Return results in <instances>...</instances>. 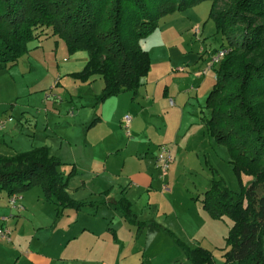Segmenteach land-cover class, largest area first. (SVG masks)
<instances>
[{
  "label": "crops",
  "instance_id": "obj_1",
  "mask_svg": "<svg viewBox=\"0 0 264 264\" xmlns=\"http://www.w3.org/2000/svg\"><path fill=\"white\" fill-rule=\"evenodd\" d=\"M48 39L55 37L34 41L38 43L34 49ZM57 47L62 48L60 44ZM200 71L199 76L207 75ZM72 74H76L72 69L56 65L54 77L59 81L45 97L48 105L44 111H35L33 119L32 109L20 110L18 123L6 124L0 155L13 157L46 149L50 157L68 167L69 171L61 170V166L57 171L68 197L82 206L63 209L46 199L41 188L33 187L20 194L24 209L19 211L0 192V220L6 218L0 225L11 231L10 241L0 240V264H180L175 253H182L189 263L180 245L190 250L207 248L203 245L208 236L202 223L208 220L199 210L187 213L173 198L176 187L171 185V178L178 163L183 165L205 154L203 146L214 150L203 120L209 117L204 104L215 80L207 87L205 79L195 93V102L190 101V93L178 90L189 78L174 74L169 80L149 70L135 96L125 92L97 103L103 82L92 77L85 82L90 91L87 103L79 106V101L72 103L68 92L78 83ZM61 81H66L67 91ZM189 83L192 88L193 80ZM205 86L202 103L198 92ZM75 88L73 93L80 89L78 84ZM64 92L70 97L68 105L56 106L54 95ZM125 116L130 117L129 136L123 125ZM1 118L5 117L0 114ZM203 132L205 136L200 138ZM162 145L169 148L172 161V168L164 176L154 165V156ZM121 201L129 204L137 224H141L139 229L125 220L119 209ZM123 222L135 226L134 232L120 235ZM116 224L122 229L119 233ZM143 228H156L159 233H144ZM169 254L172 257L160 260Z\"/></svg>",
  "mask_w": 264,
  "mask_h": 264
},
{
  "label": "trees",
  "instance_id": "obj_2",
  "mask_svg": "<svg viewBox=\"0 0 264 264\" xmlns=\"http://www.w3.org/2000/svg\"><path fill=\"white\" fill-rule=\"evenodd\" d=\"M199 1L0 0V71L24 56L31 42L57 37L68 54L87 53L84 68L71 77L100 78L97 103L125 92L135 96L150 70L140 40L155 31L162 16ZM206 1L225 41L219 49L227 53L213 70L215 83L204 104L209 117L203 122L208 137L226 149L241 189L235 194L213 181L200 202L212 219L232 222L222 264H264V0ZM60 166L44 148L0 155V192L9 198L39 187L59 207L79 209L82 204L66 193ZM243 177L251 178L248 185ZM119 209L140 228L127 202ZM180 246L191 264L212 263L210 252Z\"/></svg>",
  "mask_w": 264,
  "mask_h": 264
},
{
  "label": "rangeland",
  "instance_id": "obj_3",
  "mask_svg": "<svg viewBox=\"0 0 264 264\" xmlns=\"http://www.w3.org/2000/svg\"><path fill=\"white\" fill-rule=\"evenodd\" d=\"M41 42H39L41 47L39 49H34L35 45L38 44L37 42H31L28 45V52L24 56L18 59L15 64L9 65L0 71V114L5 117L1 118L0 121L11 118L12 122L17 124L21 117L20 110L25 108L32 109L31 119H33L35 111H44L43 107L48 105L45 97L50 94L54 84L59 81L57 77H54L56 65L60 69L63 67L70 68L73 72L79 73L88 60L87 53L84 51L68 54L64 42L57 37H55V40L48 39ZM59 44L62 46L61 49L57 47ZM139 44L141 49L148 53L152 75H162L171 80L176 74L193 80L192 88H190L188 80L186 84L180 85L178 90L184 94L190 93V101H195L197 98L195 93L199 91L205 79H207V87L208 83L210 84L215 80L214 71L208 72L206 76H199V71L209 60L210 53L213 50H218L221 45L225 44V41L217 35L215 24L210 18V2L203 0L182 10L174 9L166 16H162L157 22L155 31L145 39L140 40ZM35 58L37 59L36 63ZM63 59L65 60L63 61ZM47 68L49 69L48 72L46 71ZM179 68H183V73L176 71ZM69 80L68 82L73 84V79L69 78ZM74 80L78 82L80 89L77 93H73L76 91V84L75 86L72 85V88L68 91L72 96V103L76 100L79 101L77 103L79 106L80 104L85 105L87 95L90 92L87 89L88 86L85 82ZM95 80L102 84V81L97 77H95ZM65 84L66 81H61L60 85L67 91ZM207 87L205 86L198 92V94H201L202 103L206 97L204 93ZM69 94H65V92L60 95L55 94L52 100L57 104L56 106H59V104L68 105ZM196 119L194 122H199V119ZM4 132L5 129L0 132V153L4 150L2 141L5 136ZM203 136H205L204 132L199 134L200 138ZM6 140L9 142L10 138ZM212 145L214 150L205 145L203 146L207 150L205 154H198L197 157H192L183 165L178 163L175 166V174L173 173L174 176L171 178L173 180L171 185L176 187L173 198L184 207L187 213L194 214L198 213L199 210L208 220L206 223L203 219L204 222L202 223L203 233L208 236L203 241V245L207 248L203 250L210 252L212 255L211 264H222L224 252L227 250L225 239L232 222L227 217L212 219L204 211L200 201L213 181H221L229 191L235 194H238L241 188L233 173L232 166L229 164L226 149L221 145H217L214 141ZM170 168H172V163L167 172ZM63 169L69 171L66 166H61V170ZM167 172L162 175L164 176ZM242 180L245 185H248L251 178L243 177ZM122 224L124 229L122 233H119L122 231L121 227L115 225L117 233L120 235L126 234L128 230L134 232L135 226L124 222ZM150 227L152 226L150 225ZM157 230L156 228L148 231L144 229L143 232L158 234ZM175 254L174 257L179 261L178 263L191 264L188 259L189 263H187L182 253L180 255ZM172 255L164 256L160 260H167Z\"/></svg>",
  "mask_w": 264,
  "mask_h": 264
},
{
  "label": "built area",
  "instance_id": "obj_4",
  "mask_svg": "<svg viewBox=\"0 0 264 264\" xmlns=\"http://www.w3.org/2000/svg\"><path fill=\"white\" fill-rule=\"evenodd\" d=\"M225 49H219L214 54H210L209 60L206 62L202 70L200 71L201 75H206L208 72L213 71L218 65L219 62L222 60V58L226 54ZM179 72H182L183 69H178ZM12 122L11 118H7L6 120L0 121V131H2L6 124ZM130 123V117L125 116L123 118V125L126 129V135L129 136L128 133V127ZM171 164V156H170V150L167 146H159L156 155L154 156V165L158 171H160L161 174H164L169 169V166ZM22 198L20 194H13L8 198L9 204L12 208L18 209L19 211H22L24 207L20 204ZM2 222L6 221V218H2ZM11 239V231L7 228H5L3 225H0V240L2 241H10Z\"/></svg>",
  "mask_w": 264,
  "mask_h": 264
}]
</instances>
